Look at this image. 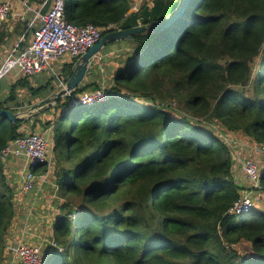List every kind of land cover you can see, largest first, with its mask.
<instances>
[{
  "label": "trees",
  "instance_id": "1",
  "mask_svg": "<svg viewBox=\"0 0 264 264\" xmlns=\"http://www.w3.org/2000/svg\"><path fill=\"white\" fill-rule=\"evenodd\" d=\"M181 2L145 1L132 12V0H65L64 18L103 37L110 26L165 20ZM76 63L60 79L68 81ZM26 80L6 97L0 84L1 109L31 105L19 102ZM92 89L106 99L75 103ZM42 131L52 167L32 171L49 174L64 200L54 225L61 249H49L46 264H264V210L234 212L243 186L224 140L241 133L264 145V0H190L161 35L145 31L106 46L70 96L16 123L0 117V264L17 214L1 153Z\"/></svg>",
  "mask_w": 264,
  "mask_h": 264
},
{
  "label": "built area",
  "instance_id": "2",
  "mask_svg": "<svg viewBox=\"0 0 264 264\" xmlns=\"http://www.w3.org/2000/svg\"><path fill=\"white\" fill-rule=\"evenodd\" d=\"M15 0H0V22L9 20L14 15L13 2ZM21 1L29 10L28 2ZM45 12L39 10L34 18L27 22V32L32 35L31 42L26 47L19 45L9 54L4 64L0 67V79L13 69H17L21 76L32 78L43 72H49L56 77L55 66L61 59L70 58L79 60L90 48L102 38L103 31L92 25L77 26L68 23L64 18L65 0H45L42 9L47 5ZM139 4L132 5V11L139 10ZM21 20L25 21L24 16ZM108 27L107 30L115 31ZM62 88L65 80H60ZM106 99L104 89L86 91L75 99L76 104L93 105ZM227 144L232 146L234 139L231 135L224 136ZM264 157V145H254L252 154L241 162L242 173L251 189L243 192L241 198L234 206L236 214L248 213L264 205V189L261 186V177L264 169L259 167L257 158ZM12 158H23L26 162L21 174V192L30 193L38 185V177L32 171L33 167L47 164L52 167V158L49 155V141L42 133L26 134L9 143L1 153V161L7 162ZM33 215V209L28 214V219ZM11 241V240H10ZM8 243L7 255L13 264H46L49 258L43 259L45 252L61 249L54 239L43 240L42 244H31L22 240ZM48 244V249L43 251V244Z\"/></svg>",
  "mask_w": 264,
  "mask_h": 264
},
{
  "label": "crops",
  "instance_id": "3",
  "mask_svg": "<svg viewBox=\"0 0 264 264\" xmlns=\"http://www.w3.org/2000/svg\"><path fill=\"white\" fill-rule=\"evenodd\" d=\"M24 1L29 3L28 4V6L30 7L29 10L27 9V7L23 5L21 1L15 0L13 2L14 15L9 20L5 22H0V60L2 61V62L0 61V67L3 63V60H5V58L9 56V54L19 45L20 42H21L20 44L21 46L26 47L27 45H29L30 37H28L27 35L30 33L27 32V24H28L27 22H29V20L31 21L34 18L35 13H37L39 10L45 12L50 7V5L48 4L45 8L43 9L41 8L45 0H24ZM148 1H152V0H148ZM22 15L24 16L25 21L21 20ZM112 29H114V27ZM101 52L97 55V57L100 56ZM112 55L113 53H110L109 56L111 57ZM71 61H73V59L68 58L62 64L58 62V64L55 66V70L57 71L58 74L56 77H53L49 72H43L32 78H27L26 81L28 87H25L23 90H20L18 92L19 93L18 97H19V102L22 103L26 101L27 103L30 102L31 105L28 106L26 105V107H24L23 110H19L17 113L26 112L31 106L45 100L46 98H49L56 92H60L63 89L60 81L63 79H60V75L63 72V70L66 68V65H69ZM23 78L25 77L21 76V74L17 69H13L9 73H7L5 77L0 79V84L2 83L4 84L3 85L4 91L2 94L6 97L8 95L7 91L10 88L9 86H12L18 80H21ZM85 79L83 80V82L85 81ZM65 83H67V81ZM48 84H50L53 87V91L50 93L48 92V89L44 87L47 86ZM28 88H33L36 90L39 89L40 91L38 92L37 95L32 96V93L30 90H28ZM90 91H95V90L92 89ZM70 94L66 95L65 97L70 96ZM56 102H54L52 105H54ZM49 107H46L41 111H44ZM40 112H38L35 115H38ZM29 118H22V119H29ZM40 119L41 120L44 119V115L41 116ZM22 130L25 131L26 127L24 126ZM41 133L46 136L45 132L42 131ZM231 137L234 139L231 147L232 150H234L233 155L235 156L234 173L240 180L239 181L240 184L243 186V190H242L243 193L248 191V188H246L247 180L243 176L241 162L245 158H247L250 154H252V147L254 148V145L256 144L242 134L240 137L241 139H244L243 141L240 140V138L237 137L236 135ZM49 155L52 158L50 147H49ZM257 160L259 163V167L261 169H264V157H259L257 158ZM25 164L26 162L23 158H12L9 161L5 162L6 175L10 180L11 184L15 186L17 189V195L14 201L16 205L17 214H16V221L14 222L13 226L10 229L11 232L10 240L11 241L13 240L14 242H18L22 240L24 242H29L31 244H42L44 238L48 239L54 236V225L58 216L60 215V205L61 203H63L64 200L58 198L56 194L57 192H55L53 189V185H52L53 180L49 174L46 175L36 174L39 179V182L37 185L38 186L37 193L35 196L33 195L34 196L33 198L30 197L31 193H23V194L20 193L21 174ZM28 199L30 200L29 202ZM260 206L258 207V210H260L259 209ZM28 207L33 209V215L29 219H28L29 212L28 213L26 212ZM25 230L29 232H25ZM29 235H31V237ZM48 247H49L48 244L44 243L42 250L46 251ZM6 257L9 258L7 263L13 264L11 257L8 256L7 253H6ZM46 263H49V260Z\"/></svg>",
  "mask_w": 264,
  "mask_h": 264
},
{
  "label": "water",
  "instance_id": "4",
  "mask_svg": "<svg viewBox=\"0 0 264 264\" xmlns=\"http://www.w3.org/2000/svg\"><path fill=\"white\" fill-rule=\"evenodd\" d=\"M189 2L190 0H182L180 7L165 20L158 21L148 26H139L137 28H133L130 30H123V29L115 30L107 33L100 39V41L97 44H95L92 48H90L89 51L84 56H82L79 60H77L72 76L70 77V79L65 84V87L60 92H56L49 98H46L45 100L31 106L26 112L13 113L10 110L0 108V117H5L10 122L16 123L17 120L19 119L29 118L31 116H34L44 108L49 107L58 99H61L66 95L72 93L82 84L83 80L85 79L89 71L90 65L92 64V62L101 52L102 49H104L106 46L112 43L126 40L127 38H130L133 35L140 32L147 31V32H152L155 35H161L163 32L171 28L179 20V18L185 13V11L189 6ZM46 257L45 259L48 258Z\"/></svg>",
  "mask_w": 264,
  "mask_h": 264
},
{
  "label": "rangeland",
  "instance_id": "5",
  "mask_svg": "<svg viewBox=\"0 0 264 264\" xmlns=\"http://www.w3.org/2000/svg\"><path fill=\"white\" fill-rule=\"evenodd\" d=\"M133 1V3L134 4H139V6L140 5H142L145 1H148V0H132ZM30 38V42H31V39H32V35H30L29 36ZM7 58H5V60H6ZM68 58H64V59H61L60 61H59V63H64L65 62V60H67ZM5 60H3V63H2V65L4 64V62H5ZM1 61V60H0ZM2 62V61H1ZM1 65V66H2ZM259 65H258V62H257V64H256V68L258 69L259 67H258ZM2 85H4L3 83H2ZM105 89V88H104ZM168 101H170V103H173L174 101L172 100L171 101V99H169ZM177 104V103H176ZM178 108H180L179 106H178ZM201 127L202 128H204L205 130H207V131H209V132H215V133H218L219 131H222V130H219V128H218V126H216V125H209V124H207V123H201ZM237 136V137H239L240 138V140H244V139H241V133L239 134V133H237V134H233V136ZM232 136V135H231ZM40 171H42V173H44V170L43 169H41ZM39 180V179H38ZM246 188H248V189H251V186H250V184L247 182L246 183ZM20 193H22V192H20ZM23 194V193H22ZM29 208L30 207H28L27 208V210H26V212L28 213V212H30V210H31V208H30V210H29ZM258 209V208H257ZM259 209H261V210H264V205H261L260 206V208ZM48 214V213H47ZM47 214H45V215H47ZM25 232H29V231H27V230H25ZM28 236V235H27ZM30 237H31V235H29ZM10 239H11V236H10V238H9V240H8V242L10 241ZM10 242H14L13 240L12 241H10ZM6 253H7V250H5V260H4V262H3V264H8L7 262H8V257H6ZM47 252H45V254H44V256H43V259H45V257L47 256L48 258L51 256V252L49 253V254H46ZM46 257V258H47Z\"/></svg>",
  "mask_w": 264,
  "mask_h": 264
}]
</instances>
